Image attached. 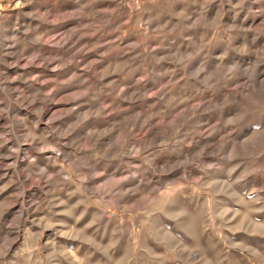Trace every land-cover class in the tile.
<instances>
[{"label":"rangeland","instance_id":"rangeland-1","mask_svg":"<svg viewBox=\"0 0 264 264\" xmlns=\"http://www.w3.org/2000/svg\"><path fill=\"white\" fill-rule=\"evenodd\" d=\"M0 264H264V0H0Z\"/></svg>","mask_w":264,"mask_h":264}]
</instances>
